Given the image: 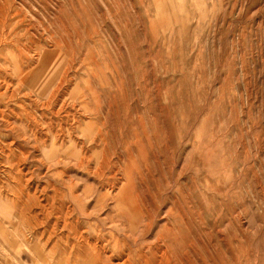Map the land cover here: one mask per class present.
<instances>
[{"label": "rangeland", "instance_id": "374dc122", "mask_svg": "<svg viewBox=\"0 0 264 264\" xmlns=\"http://www.w3.org/2000/svg\"><path fill=\"white\" fill-rule=\"evenodd\" d=\"M0 13V264H86L80 243L110 254L123 229L125 256L171 241L189 264H264V0ZM122 194L150 205V230L120 215Z\"/></svg>", "mask_w": 264, "mask_h": 264}, {"label": "bare ground", "instance_id": "6f19581e", "mask_svg": "<svg viewBox=\"0 0 264 264\" xmlns=\"http://www.w3.org/2000/svg\"><path fill=\"white\" fill-rule=\"evenodd\" d=\"M3 12V11H2ZM4 13V12H3ZM1 14V13H0ZM5 18H4V16L3 15H0V32L2 33L3 31H4V27L6 26V24H5ZM1 38L3 37V35H1L0 36ZM4 38V37H3ZM2 43V42H1ZM6 50V49H5ZM4 51V50H3ZM22 82V81H21ZM40 91V90H39ZM11 112V111H10ZM27 114V113H26ZM26 116V115H25ZM27 118V117H26ZM29 119V118H28ZM26 124V123H25ZM96 134V133H95ZM36 138V137H35ZM54 138H55V136H54ZM28 140V139H27ZM36 140V139H35ZM55 140V139H54ZM43 142V141H42ZM55 143V142H54ZM43 144V143H42ZM105 159V158H104ZM102 160V159H101ZM106 160H107V158H106ZM104 161V160H103ZM109 162V161H108ZM50 163V162H49ZM98 163H100V162H98ZM103 163V162H102ZM105 164V163H104ZM106 165V164H105ZM105 165H103V167L105 166ZM110 165V164H109ZM107 166H108V164H107ZM99 167V166H98ZM97 167V168H98ZM102 167V166H101ZM105 168V167H104ZM100 169V168H99ZM102 169V168H101ZM108 169V168H107ZM103 170V169H102ZM20 171V170H19ZM98 171V170H97ZM105 172V171H104ZM104 172H103V174H104ZM95 173V172H94ZM100 173H102V171H100ZM98 174V173H97ZM21 175V174H20ZM19 178V177H18ZM101 178V177H100ZM22 181V180H21ZM24 181V180H23ZM28 182V181H27ZM49 182V181H48ZM104 182V181H103ZM23 183V182H22ZM50 183V182H49ZM49 185H53V183H51V184H49ZM43 187H44V185H43ZM17 188V187H16ZM41 188V190H43L42 189V187H40ZM45 188V187H44ZM47 188H48V186H47ZM101 188V187H100ZM109 188V187H108ZM22 189L23 188H21V191H22ZM55 189V188H54ZM113 189V188H112ZM37 190V189H36ZM36 190H34V192L36 191ZM40 190V189H39ZM108 191H110V189L108 190ZM42 192V191H41ZM44 192V191H43ZM29 193V192H28ZM26 194H27V192H26ZM33 194V196H34V194L35 193H32ZM111 194V193H110ZM138 194V193H137ZM24 195V194H23ZM29 195V194H28ZM36 195V194H35ZM48 195V194H47ZM123 195V194H122ZM18 196V195H17ZM32 196V197H33ZM50 196H52V195H50ZM108 196V195H107ZM106 196V197H107ZM136 196V195H135ZM135 196H133V195H129V194H127V195H123V196H119V197H117V199L115 200V201H113L112 203L114 204L113 206H115V207H118V208H120V209H122L121 211H123V212H118V213H120V215L122 216V217H124V216H128L129 218H130V225L132 226V227H134L136 230H137V234H143V233H145L147 230H150V228H151V226H152V220H151V218H150V216H149V210L151 211V209H149L148 207L150 206L149 205V202L147 201V199H145L147 202H148V209L146 208V209H144L143 207H141L140 206V204H139V201H138V199H137V196L135 197ZM26 197V196H25ZM24 197V198H25ZM29 197V196H28ZM32 197H30V198H32ZM48 197H49V195H48ZM47 196H46V198H48ZM54 197V196H53ZM52 197V198H53ZM105 197V198H106ZM131 197V198H130ZM142 197V196H141ZM52 198H50V200L52 201ZM54 199V198H53ZM97 199V198H96ZM30 200V199H29ZM33 202H35V197L33 198ZM141 200H144V198H142ZM25 201V200H24ZM36 201H37V199H36ZM47 201V200H46ZM49 201V200H48ZM22 202H23V200H22ZM27 202H29L28 200H27ZM50 202V201H49ZM53 202V201H52ZM105 202V201H104ZM108 202V201H107ZM0 203H1V205L3 204V202H2V200L0 201ZM37 203H40V202H37ZM100 203H101V201H100ZM100 203H98V202H95L94 203V209H97L96 207H100ZM144 203H146V202H144ZM144 203H143V205H144ZM22 204V203H21ZM31 204H32V202H31ZM41 204V203H40ZM104 204H106V203H104ZM108 204V203H107ZM26 205H27V203H26ZM25 205V206H26ZM39 205V204H38ZM37 205V206H38ZM103 205V204H102ZM111 206H112V204H110ZM31 206V205H30ZM36 206V205H35ZM41 206V205H40ZM23 208H24V206H22ZM28 207V206H27ZM39 207V206H38ZM44 207V206H43ZM106 207V206H105ZM105 207H101L100 209L102 210V209H104ZM45 209L47 208V207H44ZM113 208V207H112ZM3 209V206H2V208H0V210H2ZM29 209V208H28ZM42 210H43V208H41ZM45 209H44V211H45ZM68 209H70V207L68 208ZM27 210V209H26ZM47 210V209H46ZM106 210H107V208H106ZM115 210H117V209H115ZM18 211V210H17ZM25 211V210H24ZM23 211V212H24ZM48 211H49V209H48ZM65 211H68V210H66L65 209ZM97 211V210H96ZM95 211V212H96ZM113 211V210H112ZM2 212H3V210H2ZM43 212V211H42ZM102 212H103V210H102ZM106 212V211H105ZM117 212V211H116ZM116 212H114V213H116ZM21 213H22V211H21ZM45 214H46V212H44ZM48 213V212H47ZM51 213V212H50ZM69 213H70V211H69ZM91 213V212H90ZM3 214H4V212H3ZM67 214H68V212H67ZM102 214V213H101ZM111 214V213H110ZM21 215V214H20ZM47 215V214H46ZM107 215V214H106ZM102 216V215H101ZM105 217V216H104ZM117 217V216H116ZM118 218H119V216H118ZM128 221V220H127ZM115 223V222H114ZM71 224V223H70ZM69 224V225H70ZM99 224V223H98ZM119 224H121V223H116V225L114 226V230H116V228H117V226L119 225ZM126 225V224H125ZM167 226V225H166ZM123 227V226H122ZM99 228V227H98ZM165 229H166V227H165ZM135 230V231H136ZM163 230V229H162ZM98 231H100V230H97V232ZM168 231H169V229H168ZM167 231V232H168ZM172 231V230H171ZM47 232H50V231H47ZM128 232H130V231H128ZM162 232V231H161ZM165 232V231H164ZM166 232V233H167ZM78 233V232H77ZM131 233H133V232H131ZM171 233V232H170ZM169 233V234H170ZM48 234V233H47ZM70 234V233H69ZM69 234H67L68 236H69ZM80 234H81V231H80ZM79 234V235H80ZM106 234V233H105ZM150 234V233H149ZM168 234V233H167ZM175 235V233H173L172 232V234L171 235ZM117 235V234H116ZM120 235H121V233H120ZM170 235V236H171ZM74 236V235H73ZM75 236H76V233H75ZM81 237L80 238H82L83 239V235H80ZM101 236V235H100ZM118 236V235H117ZM122 236L123 237H121V238H116V244H115V249L113 250L112 249V251H110V254H107L106 252H107V250H101L100 248H99V246H98V248L99 249H97L96 247H97V245L98 244H94V243H92L91 241H89V240H86L85 239V243H84V245H83V243H80L81 245L79 246V249H78V251H82V252H84L85 251V253L88 255V257L85 259V261H86V264H189V261L187 262V258H186V254H187V251L186 250H183V249H180V250H178V251H181V250H183L182 251V253L180 254V255H178V254H176V255H172V252H171V241H170V243H167V244H165L166 246V249L160 254V257H157L158 255H157V251H159V249L158 250H156V249H150L149 250V255H147V254H133V251L132 250H128V252L126 253V255L127 256H125V253H124V247L126 246V247H128V249L129 248H131L130 247V245H129V243H128V240H126L127 239V237H129V234L127 235L126 233H125V231H124V229H123V232H122ZM159 236V235H158ZM77 237H79L78 236V234H77ZM125 237H126V239H125ZM148 237V236H147ZM43 238H44V236H43ZM63 238H64V235H63ZM79 238V239H80ZM92 238H93V236H92ZM99 238V237H98ZM104 238V237H103ZM165 238V237H164ZM77 239V238H76ZM101 239V238H100ZM65 240V239H64ZM96 240H98V239H96ZM134 240L135 239H133L132 241H133V243H134ZM37 241H39V239L37 240ZM79 241V240H78ZM117 241H118V243H119V245L117 246ZM130 241V240H129ZM154 241V240H153ZM153 241H152V243H153ZM39 242H41V241H39ZM51 242V241H50ZM69 242V241H68ZM98 242V241H97ZM47 243V242H46ZM60 243V242H59ZM194 243V242H193ZM192 243V244H193ZM39 244V243H38ZM42 244V243H41ZM48 244V243H47ZM54 245H56L55 243H53ZM62 244V243H61ZM64 244V243H63ZM71 244H73V243H70L69 244V246L68 247H70V246H72ZM106 244V243H105ZM195 244V243H194ZM193 244V245H194ZM100 246H101V244H99ZM104 245V244H103ZM144 245H146V244H144ZM173 245V244H172ZM175 245V244H174ZM192 245V246H193ZM43 246V245H42ZM53 246V245H52ZM52 246H50V249H51V247ZM64 246V245H63ZM107 246V245H106ZM176 246V245H175ZM49 247V246H48ZM103 247V246H102ZM194 247V246H193ZM106 248V247H105ZM178 248V247H177ZM56 249V248H55ZM110 249V248H109ZM70 250V249H69ZM173 250V249H172ZM47 251V250H46ZM54 251V250H53ZM73 251V250H72ZM75 252V254H77V253H79V252ZM48 252V251H47ZM64 252V251H63ZM69 252V251H68ZM177 252V251H176ZM51 254V253H50ZM80 254V253H79ZM85 254V255H86ZM43 255H45L44 253H43ZM52 255V254H51ZM56 255V254H55ZM64 255V254H63ZM68 255V254H67ZM66 255V256H67ZM172 255V256H171ZM48 255L46 254V257H47ZM65 256V257H66ZM73 256V255H72ZM78 256V255H77ZM174 256V257H173ZM73 257H75L76 258V256H73ZM126 257V258H125ZM49 258V257H48ZM70 258H72V257H70ZM171 258H173L174 260H173V262L174 263H172V260H171ZM65 259V258H64ZM73 259V258H72ZM81 259V258H80ZM83 259H84V257H83ZM136 259V260H135ZM44 260V259H43ZM69 260V259H68ZM74 260V259H73ZM189 260V259H188ZM42 261V260H41ZM49 261V260H48ZM71 261V260H70ZM68 262V261H67ZM43 262H41V264H42ZM48 263V262H47ZM73 263V262H72ZM75 263V262H74ZM44 264V263H43ZM46 264V263H45Z\"/></svg>", "mask_w": 264, "mask_h": 264}]
</instances>
